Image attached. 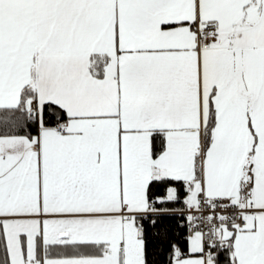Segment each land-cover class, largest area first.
<instances>
[{
  "label": "snow or ice",
  "instance_id": "snow-or-ice-1",
  "mask_svg": "<svg viewBox=\"0 0 264 264\" xmlns=\"http://www.w3.org/2000/svg\"><path fill=\"white\" fill-rule=\"evenodd\" d=\"M0 264H264V0H0Z\"/></svg>",
  "mask_w": 264,
  "mask_h": 264
}]
</instances>
